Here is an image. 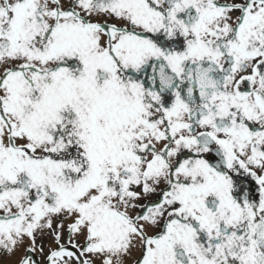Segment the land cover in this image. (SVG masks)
<instances>
[{"label":"snow or ice","instance_id":"obj_1","mask_svg":"<svg viewBox=\"0 0 264 264\" xmlns=\"http://www.w3.org/2000/svg\"><path fill=\"white\" fill-rule=\"evenodd\" d=\"M0 264H264V0H0Z\"/></svg>","mask_w":264,"mask_h":264}]
</instances>
